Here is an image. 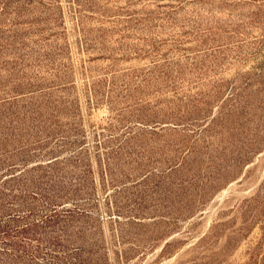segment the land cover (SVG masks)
<instances>
[{"label": "rangeland", "instance_id": "rangeland-1", "mask_svg": "<svg viewBox=\"0 0 264 264\" xmlns=\"http://www.w3.org/2000/svg\"><path fill=\"white\" fill-rule=\"evenodd\" d=\"M0 264H264V0H0Z\"/></svg>", "mask_w": 264, "mask_h": 264}, {"label": "trees", "instance_id": "trees-1", "mask_svg": "<svg viewBox=\"0 0 264 264\" xmlns=\"http://www.w3.org/2000/svg\"><path fill=\"white\" fill-rule=\"evenodd\" d=\"M35 225H38V224H35ZM29 229H30V228H26V229L23 230V232H24V233H25V232L28 233V232H29Z\"/></svg>", "mask_w": 264, "mask_h": 264}]
</instances>
